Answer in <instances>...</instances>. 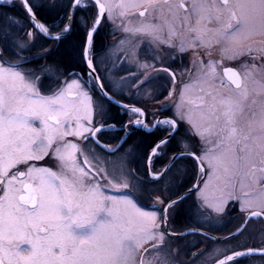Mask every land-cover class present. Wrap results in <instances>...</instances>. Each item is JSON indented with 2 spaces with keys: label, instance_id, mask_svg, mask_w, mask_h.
<instances>
[{
  "label": "snow or ice",
  "instance_id": "snow-or-ice-1",
  "mask_svg": "<svg viewBox=\"0 0 264 264\" xmlns=\"http://www.w3.org/2000/svg\"><path fill=\"white\" fill-rule=\"evenodd\" d=\"M253 219L264 0H0V264H264Z\"/></svg>",
  "mask_w": 264,
  "mask_h": 264
},
{
  "label": "flooded vegetation",
  "instance_id": "flooded-vegetation-1",
  "mask_svg": "<svg viewBox=\"0 0 264 264\" xmlns=\"http://www.w3.org/2000/svg\"><path fill=\"white\" fill-rule=\"evenodd\" d=\"M103 35L104 33L102 32L101 36ZM110 39L111 38H109V40ZM239 223H240V219H239L238 213L236 211H232L229 213L228 216L224 217V219L220 222V224L215 226L218 230L213 231L210 234L216 235V236H224L229 231H233L239 225ZM173 224L175 227L181 228V229L185 227H191V222L186 216L183 209L178 211ZM262 235H264V225H262L261 223L253 219V222H251L248 225V229L245 232L244 236L240 237L239 239L241 240V242L247 243L248 245L253 246V247H257L259 246L261 242ZM189 239H193V237H189ZM205 243L207 244L209 248L221 246L215 243L214 241H207V242H202V247L204 246ZM243 264H261V262L259 260V256L257 255V257L253 260H244Z\"/></svg>",
  "mask_w": 264,
  "mask_h": 264
},
{
  "label": "rangeland",
  "instance_id": "rangeland-1",
  "mask_svg": "<svg viewBox=\"0 0 264 264\" xmlns=\"http://www.w3.org/2000/svg\"><path fill=\"white\" fill-rule=\"evenodd\" d=\"M42 2L45 4V6H47V5H50L53 2V0H42Z\"/></svg>",
  "mask_w": 264,
  "mask_h": 264
},
{
  "label": "water",
  "instance_id": "water-1",
  "mask_svg": "<svg viewBox=\"0 0 264 264\" xmlns=\"http://www.w3.org/2000/svg\"><path fill=\"white\" fill-rule=\"evenodd\" d=\"M211 235V234H210ZM212 237H214V238H216L217 236H213V235H211Z\"/></svg>",
  "mask_w": 264,
  "mask_h": 264
},
{
  "label": "trees",
  "instance_id": "trees-1",
  "mask_svg": "<svg viewBox=\"0 0 264 264\" xmlns=\"http://www.w3.org/2000/svg\"><path fill=\"white\" fill-rule=\"evenodd\" d=\"M52 14H55V11H53Z\"/></svg>",
  "mask_w": 264,
  "mask_h": 264
}]
</instances>
